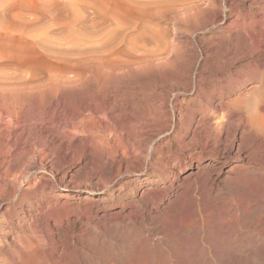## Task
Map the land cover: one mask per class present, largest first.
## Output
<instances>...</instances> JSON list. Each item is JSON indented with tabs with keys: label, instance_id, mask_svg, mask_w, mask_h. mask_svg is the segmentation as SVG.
<instances>
[{
	"label": "rangeland",
	"instance_id": "obj_1",
	"mask_svg": "<svg viewBox=\"0 0 264 264\" xmlns=\"http://www.w3.org/2000/svg\"><path fill=\"white\" fill-rule=\"evenodd\" d=\"M262 31L264 0H0V264H264V84L228 65ZM108 73L154 99L147 120L113 116L128 97L92 116ZM193 211L206 239L186 245Z\"/></svg>",
	"mask_w": 264,
	"mask_h": 264
},
{
	"label": "bare ground",
	"instance_id": "obj_2",
	"mask_svg": "<svg viewBox=\"0 0 264 264\" xmlns=\"http://www.w3.org/2000/svg\"><path fill=\"white\" fill-rule=\"evenodd\" d=\"M228 11L226 10V12L225 13H227ZM261 34L262 35H264V31H262L261 32ZM261 34L259 33V35H255V36H244V37H242L241 39H239L237 42V44H236V46H234V49H233V52H234V56L233 57H231L230 58V60L228 61V65H229V67L230 66H232V65H234L235 64V62L236 61H238V60H246V59H248V63L247 64H245L246 65V68L249 70V72H247V73H245L244 72V70H245V68L243 67V66H241V67H237V69L239 70V71H243L246 75H247V78H248V80H254V79H258L262 84H264V37H261ZM230 49V48H229ZM230 51H231V49H230ZM228 53V52H227ZM229 54V53H228ZM223 65V64H222ZM162 67V66H161ZM164 67V66H163ZM252 67V68H251ZM223 68H228L227 67V64L225 63L223 66H218V71H221ZM217 70V69H216ZM217 71V72H218ZM102 80H103V84H104V86L105 87H103L102 89H98L97 90V92L95 93L94 92V94H93V96L91 97V99L89 100L88 99V101H86L85 100V105L87 106L88 105V107L90 108V109H92L91 111V114H92V116H96L97 114H99L100 113V111H99V113H97V108H98V104H97V99L98 98H104L105 99V103L106 104H108L109 106H110V104H112L113 102L114 103H117V102H120V101H123L124 99H125V97L127 98L128 97V99L129 100H127V102H126V104L124 105V107H122V109H120L121 111L120 112H116V111H112V114H113V116L115 117V118H117V120L119 119V121L120 122H126V121H129V120H134L136 117L137 118H141V119H143V120H147L150 116H151V105L153 104V102H154V99L153 100H150V101H144V102H134V100H132V96H134V94L133 93H131L130 91H123V90H120V89H118V88H113V87H110V85H113V84H116V83H119V82H115V81H117L118 79H117V76H115L114 74H112V73H108L107 75H102ZM185 81H187L186 80V78H183V79H181L180 80V82H185ZM97 82V81H96ZM112 82H114V83H112ZM180 84L179 83V85H182V86H185L186 87V85H185V83L184 84ZM234 83H238V81L237 80H233L231 83H229L230 85H229V87H227L225 90H227L226 92H230V91H232V85L234 84ZM177 87V86H176ZM5 89V91H6V89L7 88H4ZM2 91V90H1ZM7 91H9V89L7 90ZM6 91V92H7ZM6 92H5V95H7L6 94ZM11 92V91H10ZM79 92H80V90H79ZM228 92V93H229ZM8 93V92H7ZM14 93V92H13ZM81 93V92H80ZM228 93H226L225 95H223V98L224 97H227V95H229ZM10 94V93H9ZM15 94V93H14ZM13 94V95H14ZM90 94V93H89ZM13 95H11V96H13ZM17 96H19V94L17 95ZM16 96V98L15 99H17V98H19V97H17ZM5 98V96H4V94H3V96H2V99L4 100V98ZM217 98V97H216ZM212 99H215V97H213ZM3 100H1V98H0V101H3ZM18 100V99H17ZM23 100V99H22ZM126 100V99H125ZM5 101V100H4ZM18 101H20V98H19V100ZM249 101L250 102H254L255 104H256V106L257 107H264V90L263 89H261L260 87L259 88H257L256 90H254V93L252 94V96H251V98L249 99ZM19 105V104H18ZM18 105H16V107L18 106ZM84 106V105H83ZM82 106V107H83ZM231 106V105H230ZM235 106V104L233 105V107ZM19 107V106H18ZM23 107V106H22ZM78 107V106H77ZM80 107V106H79ZM236 107V106H235ZM21 108V107H20ZM24 108V107H23ZM81 108V107H80ZM77 109V108H76ZM234 109V108H233ZM263 109V108H262ZM257 110V109H256ZM22 111H23V109H22ZM21 111V112H22ZM78 111V110H77ZM83 111H85V110H83ZM264 111V110H263ZM81 112V111H80ZM76 113L77 115L78 114H80L79 116H82V113ZM10 113H12V112H10ZM14 113V112H13ZM15 114H17V116H18V112L17 113H15ZM14 114V115H15ZM84 114V113H83ZM20 115V114H19ZM76 116V115H75ZM20 117V116H19ZM90 117V116H89ZM246 118H244V119H246V122H247V124L248 125H251L252 127H257V125H260L259 123H260V118L261 117H263L262 116V114H260L258 111H255V113L253 112V114H251V117H250V112H249V116H245ZM243 118H241V120H242ZM243 121V120H242ZM87 119H86V116H84V117H82V118H80V120L78 119V121H77V124L75 125V130H77L78 131V129L79 128H83V129H85L86 127V124H87ZM264 123V122H263ZM35 126H36V132L39 134L40 133V131H41V128H40V125H39V123H35ZM250 126V127H251ZM260 128H264V126L263 127H261V125L259 126ZM258 127V128H259ZM253 129H255V128H252V130ZM209 132H210V129H207ZM246 130V129H245ZM249 134H251L250 132H249ZM248 133H247V131H244L243 132V135H242V139H244V138H246L247 137V135H249ZM90 137H88V140L86 141V140H84V141H86V147H83V149L85 148H87V153H88V150H93V147H94V149H95V151L97 152V154L100 156V157H103V146H104V144H102L101 143V140H103V138H101L99 141H97V142H94L93 140H91V139H89ZM258 140V139H257ZM81 142V141H80ZM253 142V141H252ZM255 142V141H254ZM9 144V143H8ZM82 146H83V143H82ZM7 145H5L4 146V149H7ZM11 147V146H10ZM9 149V148H8ZM7 149V150H8ZM86 153V154H87ZM31 165V164H30ZM32 166V165H31ZM14 187H12V188H9L11 191L10 192H13V189ZM227 188V187H226ZM218 194V193H217ZM145 197V196H144ZM143 201V200H142ZM196 209V208H195ZM194 209V210H195ZM198 209H199V207H198ZM200 210V209H199ZM198 210V211H199ZM197 211V210H196ZM167 212V211H166ZM201 212V211H200ZM162 213V212H161ZM191 213V212H190ZM189 213V214H190ZM181 214V213H180ZM187 215V217H188V214H186ZM191 215V217H190V221L189 220H187L186 219V221H189V222H187L188 223V225H182L183 223H181V224H179V222H178V226H179V228H176L178 231L176 232V229H175V233L177 234H175L178 238L177 239H179L180 241H182V243L183 242H186V245H187V242L188 241H190V239H192V242H193V240L195 241V242H200L202 239H203V237H202V235L203 234H205L206 233V230L205 229H207V226L203 223L204 221L202 220V216L201 215H203L202 213H199V212H195V211H193L192 212V214H190ZM121 217H122V215H121ZM186 217V216H185ZM189 218V217H188ZM183 219V218H182ZM231 219V218H230ZM229 219V220H230ZM180 220V219H179ZM184 220V219H183ZM182 220V221H183ZM182 221H180V222H182ZM177 222V221H176ZM225 222V221H224ZM229 222V221H228ZM231 222V221H230ZM185 223V222H184ZM226 223H227V220H226ZM175 224V223H174ZM223 226H224V224H222ZM221 225V226H222ZM230 225H232V224H230ZM236 225V224H235ZM167 226V225H166ZM165 226V227H166ZM173 226V225H172ZM177 226V227H178ZM227 226H229L228 224H227ZM227 226H225V227H227ZM168 227V226H167ZM174 227H176V225H174ZM229 228H230V226H229ZM236 228V227H235ZM163 229H165V228H163ZM214 230V229H213ZM217 230V229H216ZM229 230V229H228ZM233 230V229H232ZM221 231V230H220ZM236 231H238V229L236 230ZM224 232H225V230H224ZM227 232V231H226ZM231 232V231H230ZM223 233V232H222ZM236 233H239V232H236ZM208 234V233H207ZM226 234V233H225ZM228 234V233H227ZM234 234H235V232H234ZM234 234H232V235H234ZM240 234V233H239ZM167 235V234H166ZM228 235H231V233L230 234H228ZM232 235L230 236L231 237V239L232 238H234V237H232ZM237 235V234H236ZM242 235V234H241ZM240 235V236H241ZM203 236H205L204 237V239H206V235H203ZM222 237H223V235H222ZM226 237H227V235H226ZM225 237V238H226ZM237 237H238V235H237ZM224 238V237H223ZM224 238V239H225ZM229 238V237H228ZM173 239H174V237H173ZM176 239V240H177ZM221 239V238H220ZM227 239V238H226ZM237 239H239V238H237ZM242 238H240L239 240H238V242L241 240ZM172 240V239H171ZM175 240V239H174ZM173 240V241H174ZM229 240H230V238H229ZM228 240V242H230ZM244 240H245V238H244ZM203 241V240H202ZM223 241H226V240H223ZM234 241V240H233ZM232 241V242H233ZM242 241V240H241ZM247 240H245V242H246ZM166 242V241H165ZM177 242V241H176ZM194 242V243H195ZM227 242V243H228ZM237 242V243H238ZM243 242V241H242ZM245 242H244V245H245ZM179 243V242H178ZM188 243H191V241L190 242H188ZM226 243V244H227ZM234 244H235V242H233ZM233 243H231L232 245H233ZM236 243V244H237ZM264 243V242H263ZM193 244V243H192ZM196 244V243H195ZM225 244V245H226ZM235 244V245H236ZM246 244H247V242H246ZM189 245V244H188ZM197 245V247H199V245L198 244H196ZM239 245H241V249H242V244H239ZM260 245H262V244H260ZM185 246V245H184ZM190 246V245H189ZM194 247H195V245H193ZM192 245H191V247H193ZM229 247H230V249H231V246L230 245H228ZM237 246V245H236ZM250 246V245H249ZM183 247V246H182ZM186 247V246H185ZM188 247V246H187ZM244 247V246H243ZM247 247V246H246ZM253 247V246H252ZM188 248H190V247H188ZM235 248V247H234ZM253 248H255V246L253 247ZM151 249V248H150ZM176 249V248H175ZM183 249H185L186 250V248H184L183 247ZM224 249V248H223ZM236 249H237V247H236ZM245 249V248H244ZM243 249V250H244ZM250 249V248H249ZM181 250V249H180ZM187 250H189V249H187ZM187 250H186V252H187ZM193 250V249H192ZM200 250V249H199ZM231 250H234L235 251V249H231ZM246 250L248 251V249L246 248ZM245 250V252L247 253V251ZM252 250V249H251ZM144 251V250H143ZM171 251V250H170ZM239 251H240V249H239ZM242 251V250H241ZM224 252H225V249H224ZM223 251L221 252V253H224ZM189 253H190V251H189ZM194 253V252H193ZM193 253L192 254H190V256L191 255H193ZM195 253H196V251H195ZM230 253H232V252H230ZM229 253V254H230ZM241 253V252H240ZM244 252H242V254H243ZM100 254H102V253H100ZM162 254H164V253H162ZM112 255V254H111ZM178 255V254H177ZM195 255V254H194ZM193 255V256H194ZM208 255V254H207ZM239 255V254H238ZM100 256V255H99ZM117 256H119V255H117ZM192 256V257H193ZM229 256V255H228ZM241 257H242V255H240ZM152 257V256H151ZM181 257V256H180ZM191 257V258H192ZM196 257V256H195ZM200 257V256H199ZM201 257H202V255H201ZM200 257V258H201ZM102 258V257H101ZM119 258V257H118ZM153 258V257H152ZM202 258H204V257H202ZM201 258V259H202ZM230 258V257H229ZM236 258V257H235ZM238 258V257H237ZM149 259H151V258H149ZM154 259V258H153ZM164 259V258H163ZM163 259H161V261H159V263H161L162 262V260ZM167 259H169V258H167ZM199 259V258H198ZM200 259V260H201ZM234 259V258H233ZM232 259V260H233ZM144 260V259H143ZM195 260V259H194ZM193 260V261H194ZM197 260V259H196ZM227 260H228V258H227ZM101 261V260H100ZM104 261V260H103ZM103 261H101L102 263H103ZM163 261H166L165 259L163 260ZM168 261V262H167ZM166 262H167V264L168 263H171L169 260H167ZM230 261V260H229ZM100 262V263H101ZM144 261H142V263H143ZM147 262V261H146ZM166 262H165V264H166ZM237 262V261H236ZM236 262L235 263H233V264H236ZM101 263V264H102ZM105 263V262H104ZM125 263H126V261H125ZM155 263V262H154ZM163 263V262H162ZM161 263V264H162ZM193 263V262H192ZM224 263H225V261H224ZM227 263V262H226ZM228 263H230V262H228ZM231 263H232V261H231ZM123 264H124V262H123ZM132 264V263H131ZM138 264H139V262H138ZM144 264V263H143ZM147 264H149V263H147ZM164 264V263H163ZM198 264V263H197Z\"/></svg>",
	"mask_w": 264,
	"mask_h": 264
}]
</instances>
